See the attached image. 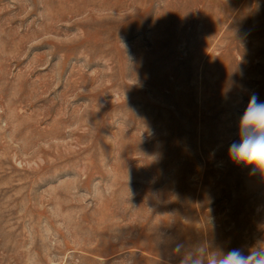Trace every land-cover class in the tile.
Instances as JSON below:
<instances>
[{
	"label": "rangeland",
	"instance_id": "rangeland-1",
	"mask_svg": "<svg viewBox=\"0 0 264 264\" xmlns=\"http://www.w3.org/2000/svg\"><path fill=\"white\" fill-rule=\"evenodd\" d=\"M252 93L264 0H0V264L264 243V174L228 154Z\"/></svg>",
	"mask_w": 264,
	"mask_h": 264
},
{
	"label": "clouds",
	"instance_id": "clouds-1",
	"mask_svg": "<svg viewBox=\"0 0 264 264\" xmlns=\"http://www.w3.org/2000/svg\"><path fill=\"white\" fill-rule=\"evenodd\" d=\"M229 158L264 174V101L252 93L238 119V138L228 148ZM207 246V245H206ZM181 264H264V243L247 250L227 251L198 247Z\"/></svg>",
	"mask_w": 264,
	"mask_h": 264
}]
</instances>
